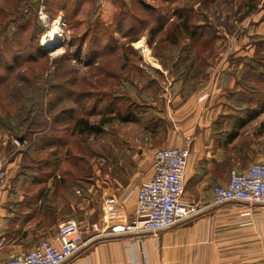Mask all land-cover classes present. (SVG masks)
Instances as JSON below:
<instances>
[{
  "label": "rangeland",
  "instance_id": "374dc122",
  "mask_svg": "<svg viewBox=\"0 0 264 264\" xmlns=\"http://www.w3.org/2000/svg\"><path fill=\"white\" fill-rule=\"evenodd\" d=\"M59 19L62 37L43 46ZM37 44L43 58H35ZM7 48L13 51L5 55ZM261 48L264 0H0V58L12 64L28 57L10 71L0 65V167L20 155V166L39 168L49 160L50 170L78 196H105L119 187L110 184L113 177L126 181L129 175V135L146 141L164 136L177 79L193 89L224 70H242L244 77ZM71 109L96 126L117 110L135 121L115 120L99 134L78 135L75 119L55 120ZM43 137L55 141L53 147L40 150ZM29 224L1 218L0 235L8 237L0 240L11 242V232Z\"/></svg>",
  "mask_w": 264,
  "mask_h": 264
},
{
  "label": "crops",
  "instance_id": "0c3cea01",
  "mask_svg": "<svg viewBox=\"0 0 264 264\" xmlns=\"http://www.w3.org/2000/svg\"><path fill=\"white\" fill-rule=\"evenodd\" d=\"M243 74L224 70L193 89L187 80L177 79L173 104L167 105L172 122L167 123L164 136L146 141L145 136L129 135L125 145L127 157L133 160L126 168L129 175L126 181L113 177L110 184L119 187L109 188L105 196H78L55 169L20 166L22 155L5 160L0 167V221L14 217L30 224L13 230L9 243H4L8 233L0 235L4 239L0 259L33 250L73 216L84 230L93 222L127 225L135 217L136 196L131 190L151 178L153 153L164 147H184L189 136L184 198L202 211L164 230L159 238L143 233L89 239L98 231L90 234L88 230V244L65 264H264V205H212L214 185L227 183L232 170L243 172L254 163H264V97L242 84ZM159 114V119H166ZM39 174L47 176L43 179ZM117 189L123 192L116 194Z\"/></svg>",
  "mask_w": 264,
  "mask_h": 264
},
{
  "label": "built area",
  "instance_id": "2783aa9c",
  "mask_svg": "<svg viewBox=\"0 0 264 264\" xmlns=\"http://www.w3.org/2000/svg\"><path fill=\"white\" fill-rule=\"evenodd\" d=\"M41 18L47 20L45 14ZM191 142L188 136L184 147H164L153 153L151 178L134 185L131 190L136 196L135 217L127 225L111 226L97 222L84 230L77 219L71 218L53 237L41 241L33 250L6 260L0 259V264H65L88 244L85 238L88 230L90 234L98 231L89 239L143 233L159 238L164 230L199 214L202 208L184 198ZM108 201L113 202L114 199L109 198ZM234 202L264 205V163H254L243 172L232 170L227 183L214 185L212 205Z\"/></svg>",
  "mask_w": 264,
  "mask_h": 264
},
{
  "label": "trees",
  "instance_id": "16d2710c",
  "mask_svg": "<svg viewBox=\"0 0 264 264\" xmlns=\"http://www.w3.org/2000/svg\"><path fill=\"white\" fill-rule=\"evenodd\" d=\"M188 16V14L186 15V17ZM184 25V29L182 33H188L191 31L190 26L187 24V18H185V23H183ZM181 28V27H180ZM197 35V33L195 31H193L191 33V36H193V42H197L199 40V38H195V36ZM263 46V44H262ZM11 51H13L12 48H7L4 52L5 55L6 54H11ZM35 58H43L45 56L42 46L37 44L35 47ZM28 58V57H26ZM26 58H23V60H21L20 62H17V60L13 61V63H5L1 60L0 58V65L3 66L5 65V70L10 71L12 69H14L15 64H23L24 60ZM34 58V57H33ZM4 81L3 79H0V84H2ZM242 84L251 89L252 91H256L258 96L260 93H262L263 97H264V48H261L259 50L256 51V55L254 57V59L252 60V62L250 63V65L246 68V72L245 75L243 77L242 80ZM255 89H259V90H255ZM263 90V91H262ZM112 111V110H111ZM116 109H113V112H115ZM116 112V117L114 118H106L103 119L100 124L98 126L93 125L88 119L86 118H82V117H74L75 116V111L74 109H71L68 111L69 113V117L63 118L61 116H57L55 117V120L57 122H66V121H71L73 119H75V123H74V134H78V135H82V134H99L102 131L103 126H106L108 124H111L113 121L115 120H119L120 122L126 123L129 121H135V119H133L132 117H125L123 115H121V113H119V110H117ZM41 142H45L43 145H41V149L40 150H44L47 147H53V144H55V141H53L52 139H48V137H43ZM49 165H51V163L48 161H45L43 163V165H41L39 168H46L49 167ZM41 181V180H40Z\"/></svg>",
  "mask_w": 264,
  "mask_h": 264
},
{
  "label": "bare ground",
  "instance_id": "6f19581e",
  "mask_svg": "<svg viewBox=\"0 0 264 264\" xmlns=\"http://www.w3.org/2000/svg\"><path fill=\"white\" fill-rule=\"evenodd\" d=\"M62 26L63 23L61 20H56L52 28L48 31V33L42 38L41 44L46 47H52L57 42L58 38L62 37Z\"/></svg>",
  "mask_w": 264,
  "mask_h": 264
}]
</instances>
